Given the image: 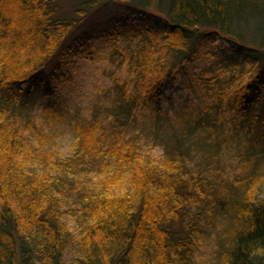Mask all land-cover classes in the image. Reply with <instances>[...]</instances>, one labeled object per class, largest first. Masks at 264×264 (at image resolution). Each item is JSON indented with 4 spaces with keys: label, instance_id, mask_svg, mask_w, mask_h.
Listing matches in <instances>:
<instances>
[{
    "label": "trees",
    "instance_id": "trees-1",
    "mask_svg": "<svg viewBox=\"0 0 264 264\" xmlns=\"http://www.w3.org/2000/svg\"><path fill=\"white\" fill-rule=\"evenodd\" d=\"M82 50L109 66L79 114L47 82ZM204 241L264 264V0H0V264H195Z\"/></svg>",
    "mask_w": 264,
    "mask_h": 264
},
{
    "label": "rangeland",
    "instance_id": "rangeland-1",
    "mask_svg": "<svg viewBox=\"0 0 264 264\" xmlns=\"http://www.w3.org/2000/svg\"><path fill=\"white\" fill-rule=\"evenodd\" d=\"M107 9L112 16H120L123 13L119 4L114 2H110ZM96 24L88 25L89 29H92ZM110 49L111 44L102 40L95 39L93 40V44L89 45V50L94 56L98 53L108 52ZM223 49H226V45H223ZM227 52L228 55L241 56V54L234 51L227 50ZM86 54V51L82 50L70 63L65 65L62 69L65 75L61 79L56 78L51 82H47L50 85L49 91L53 92L55 100L61 102L64 98H67L68 102L64 104L66 108L71 111L76 110L79 114L86 112L88 104L94 99L97 91L104 88L106 78L102 69L109 66L108 62L106 63L103 60L88 59ZM202 63L201 61H197L189 65L188 72L191 77H195L193 73L199 71ZM175 84L181 85L183 88L186 81L178 78ZM171 94L173 96L172 102L175 105L196 98L195 95L190 94L186 89H177ZM166 95L161 99V104L164 107L170 105V102L166 100ZM199 247L197 249L195 264H209L211 254L213 256L216 249L215 246H211L207 241H204L202 246L200 244Z\"/></svg>",
    "mask_w": 264,
    "mask_h": 264
}]
</instances>
